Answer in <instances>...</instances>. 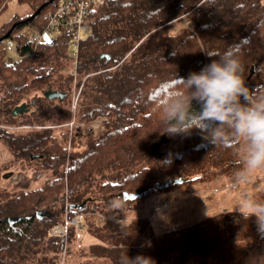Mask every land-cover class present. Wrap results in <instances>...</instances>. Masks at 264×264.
Instances as JSON below:
<instances>
[{
  "label": "trees",
  "instance_id": "obj_1",
  "mask_svg": "<svg viewBox=\"0 0 264 264\" xmlns=\"http://www.w3.org/2000/svg\"><path fill=\"white\" fill-rule=\"evenodd\" d=\"M18 1L29 4L32 14L46 5L26 23L32 14L0 27V143L15 159L0 168V264L61 263L64 239L49 230L62 223L65 190L73 217L101 213L117 200L130 203L123 194L156 195L186 182H204L209 175L234 182L240 147L209 144L199 129L164 133L157 102L179 83L176 79L217 59L208 53H222L230 45L239 53L249 90L264 86V0H104L96 5L79 49L77 86L84 81L72 126L67 36L33 45L15 33L30 24L41 30L58 0ZM6 3L0 0V13ZM7 40L13 41L16 59ZM46 91L63 97L38 100ZM32 100L27 115L37 108L45 116L56 111L59 120L65 112L64 122L37 125L11 115ZM193 108L199 111L195 101ZM101 117L104 130L95 136L88 123ZM30 155L41 158L30 160ZM17 166L35 187L1 186ZM74 245L70 230L66 249Z\"/></svg>",
  "mask_w": 264,
  "mask_h": 264
},
{
  "label": "rangeland",
  "instance_id": "obj_2",
  "mask_svg": "<svg viewBox=\"0 0 264 264\" xmlns=\"http://www.w3.org/2000/svg\"><path fill=\"white\" fill-rule=\"evenodd\" d=\"M31 14L29 4L8 0L0 13V27ZM35 31L34 24H30L15 33L28 37ZM88 33L82 34V40ZM68 48L72 54V45ZM8 51L16 59L15 50ZM83 79L79 86L78 78L72 81L69 126L74 123ZM33 110L31 115L21 114L19 120L37 125L65 120V112L57 120L56 111L45 116L41 110ZM103 121L105 118L101 117L88 123L95 136L104 130ZM14 164L15 159L0 143V168ZM12 171L10 179L1 183L2 187L36 186L30 174H23L20 167ZM234 183L235 180L231 182L220 174L209 175L204 182H186L130 203L117 200L101 213L81 215L82 247L74 245L65 249L60 264H128V259L136 257L148 258L151 264H264V238L257 233L256 218L238 209L245 195L264 199V170L251 173L247 184L239 182L234 186Z\"/></svg>",
  "mask_w": 264,
  "mask_h": 264
},
{
  "label": "clouds",
  "instance_id": "obj_3",
  "mask_svg": "<svg viewBox=\"0 0 264 264\" xmlns=\"http://www.w3.org/2000/svg\"><path fill=\"white\" fill-rule=\"evenodd\" d=\"M207 55L217 59L199 72H190L187 78L175 77L179 83L159 98L163 132L175 136L199 129L209 144L239 146V168L233 185L247 184L251 173L264 170V86L249 90L235 46ZM193 101L199 111L194 110ZM238 209L256 218L257 233L264 238V199L245 195ZM128 264L151 261L136 257L128 259Z\"/></svg>",
  "mask_w": 264,
  "mask_h": 264
},
{
  "label": "built area",
  "instance_id": "obj_4",
  "mask_svg": "<svg viewBox=\"0 0 264 264\" xmlns=\"http://www.w3.org/2000/svg\"><path fill=\"white\" fill-rule=\"evenodd\" d=\"M103 1L104 0H58L54 9L45 14L43 28L41 30H36L32 35L28 36V40L33 45H38L44 42V35H47L51 39L53 35H66L69 44L72 45L74 49L73 53L70 54L72 60L70 75L73 80H76L82 34L90 31V11ZM184 22L186 26L191 27V21L186 22V19H184ZM6 44L7 47L11 48L13 46V41L7 40ZM68 206L67 190H65L62 223L55 225L49 230L50 235L62 237L64 239V250L66 249V241L70 230H73L75 243L78 248L82 247L81 241L84 236L81 225L82 216L75 215L71 217L68 212ZM61 262H63V256Z\"/></svg>",
  "mask_w": 264,
  "mask_h": 264
},
{
  "label": "water",
  "instance_id": "obj_5",
  "mask_svg": "<svg viewBox=\"0 0 264 264\" xmlns=\"http://www.w3.org/2000/svg\"><path fill=\"white\" fill-rule=\"evenodd\" d=\"M53 2V0H48V3L51 4ZM46 4L41 5L30 17H28L27 19L23 20L22 22L26 23L29 20L33 19L36 15H38L40 13V11L45 7ZM16 26V24H13V26L11 27V29L6 33L4 39H7L9 37V35L12 33L14 27ZM3 39H0V41H2ZM44 42H51V38L48 37L47 35H44L43 37ZM63 97V94L58 93V92H52V91H46L42 96L38 97L39 99L42 98H47V99H55V98H61ZM35 101L32 100L29 104L26 103H22L19 106H16L15 108L12 109L11 111V115L16 116L18 114H22V113H26L29 110L30 105H34ZM36 158H41V156H33L30 155V160L36 159ZM183 180H173L172 183L173 184H178V183H182ZM168 184H165V186H167ZM145 190L139 192V193H135V194H123L122 197L124 200H134L136 199L139 195H141ZM85 204V203H84Z\"/></svg>",
  "mask_w": 264,
  "mask_h": 264
}]
</instances>
